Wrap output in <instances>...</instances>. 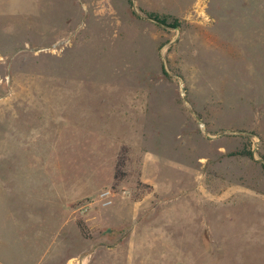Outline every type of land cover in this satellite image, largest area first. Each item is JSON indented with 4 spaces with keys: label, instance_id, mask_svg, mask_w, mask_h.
<instances>
[{
    "label": "rangeland",
    "instance_id": "1",
    "mask_svg": "<svg viewBox=\"0 0 264 264\" xmlns=\"http://www.w3.org/2000/svg\"><path fill=\"white\" fill-rule=\"evenodd\" d=\"M0 264H264V0H0Z\"/></svg>",
    "mask_w": 264,
    "mask_h": 264
},
{
    "label": "trees",
    "instance_id": "2",
    "mask_svg": "<svg viewBox=\"0 0 264 264\" xmlns=\"http://www.w3.org/2000/svg\"><path fill=\"white\" fill-rule=\"evenodd\" d=\"M148 16L154 20H156L157 22L163 24V25H166L168 27H171V28H178L181 26V22L177 19V18H174V17H170V16H166V15H158V14H155V13H150L148 14ZM244 152H242L243 154ZM247 155H251V153H248ZM120 163V166L124 164V159L122 161L119 162ZM117 176H116V180H117ZM77 225L81 231V233L84 235V236H87L88 235V228L87 226L85 225V223L81 220V219H78L77 220Z\"/></svg>",
    "mask_w": 264,
    "mask_h": 264
},
{
    "label": "built area",
    "instance_id": "3",
    "mask_svg": "<svg viewBox=\"0 0 264 264\" xmlns=\"http://www.w3.org/2000/svg\"><path fill=\"white\" fill-rule=\"evenodd\" d=\"M111 192L109 190H105L100 194L101 200L105 201L106 204H109V198H110Z\"/></svg>",
    "mask_w": 264,
    "mask_h": 264
}]
</instances>
